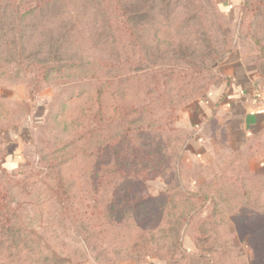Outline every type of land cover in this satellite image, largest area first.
Instances as JSON below:
<instances>
[{"label":"rangeland","instance_id":"1","mask_svg":"<svg viewBox=\"0 0 264 264\" xmlns=\"http://www.w3.org/2000/svg\"><path fill=\"white\" fill-rule=\"evenodd\" d=\"M238 47L264 0H0V264H264V175L214 195L177 130Z\"/></svg>","mask_w":264,"mask_h":264},{"label":"crops","instance_id":"2","mask_svg":"<svg viewBox=\"0 0 264 264\" xmlns=\"http://www.w3.org/2000/svg\"><path fill=\"white\" fill-rule=\"evenodd\" d=\"M246 58L240 47L228 53L206 97L182 111L180 127L187 135L183 148L191 160L210 168V174L217 169L213 164L221 142L224 151L250 152L244 163H237L238 169L264 174V55L257 63ZM212 262L192 253L184 264Z\"/></svg>","mask_w":264,"mask_h":264},{"label":"trees","instance_id":"3","mask_svg":"<svg viewBox=\"0 0 264 264\" xmlns=\"http://www.w3.org/2000/svg\"><path fill=\"white\" fill-rule=\"evenodd\" d=\"M181 129L180 128V125H179V122L177 124V130ZM176 134H177V131H176ZM243 162L241 156H235L234 158L230 159H226L224 165L225 167L228 169V166L230 169V171H235L237 172L238 171V168H237V163H241ZM215 173V172H214ZM212 175V186L213 188L210 186L211 190H212V193L214 195H217L218 193H224V192H227V195H224L222 197H226L227 200H229L230 203H234V202H237L238 199V195L235 194V189H239V190H242V195L245 197V201L246 202H249V201H252L253 199V196L257 193L255 192V190L252 188V185H249L247 183H253L255 178L256 177H259L261 175H254V176H247V177H243V176H234L233 174H230V172H228L227 170L223 169L221 172H218V173H215ZM238 174L239 171L237 172ZM264 175V174H263ZM127 179L128 181L130 180H134V181H139L138 178H125ZM141 179L142 181H146L147 180V177H142V178H139ZM222 185H226L229 187V190L228 189H224L222 188L221 186ZM1 187V186H0ZM263 190H264V185L262 186ZM3 190V189H1ZM263 190H261L263 192ZM127 193L129 191V187L125 190ZM260 192V193H262ZM264 194V193H262ZM191 197L195 200L203 197L204 198V195L201 194V190L200 189H194V192L190 194ZM231 195H233L234 197H232ZM4 197H6V194L4 195L3 192H0V201L4 199ZM208 197V196H206ZM214 197H212L210 199V197L206 198L205 200H208L210 202H208L207 204V210H211V207L210 205H214L215 204V199H213ZM264 199V198H263ZM146 200L143 199V203L145 202ZM149 202V201H148ZM245 207V206H243ZM232 209V207L230 208V210ZM206 210V211H207ZM198 211H196L195 213H197ZM198 214V213H197ZM209 215V213H208ZM207 215V216H208ZM192 225H189V227H191ZM262 241H264V236H262ZM256 250L258 249H262L264 250V244L260 243V242H257L256 244ZM259 251V250H258ZM262 256V254H260ZM213 264V262H212Z\"/></svg>","mask_w":264,"mask_h":264}]
</instances>
